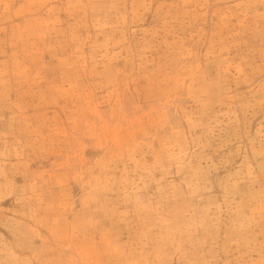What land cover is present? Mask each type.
<instances>
[{
    "label": "rangeland",
    "instance_id": "374dc122",
    "mask_svg": "<svg viewBox=\"0 0 264 264\" xmlns=\"http://www.w3.org/2000/svg\"><path fill=\"white\" fill-rule=\"evenodd\" d=\"M0 264H264V0H0Z\"/></svg>",
    "mask_w": 264,
    "mask_h": 264
}]
</instances>
